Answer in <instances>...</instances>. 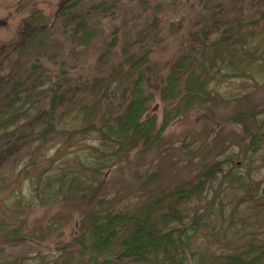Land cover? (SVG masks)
Instances as JSON below:
<instances>
[{
	"label": "trees",
	"instance_id": "trees-1",
	"mask_svg": "<svg viewBox=\"0 0 264 264\" xmlns=\"http://www.w3.org/2000/svg\"><path fill=\"white\" fill-rule=\"evenodd\" d=\"M229 1L185 0L188 30L158 72L151 35L159 12L149 13L152 24L141 23L145 12L134 16L135 38L115 36L94 78L73 73L70 56L97 36L86 19H115L120 4L103 1L77 16L81 0H61L54 21L40 11L22 21L16 40L0 48V264H264V181L252 166L264 147V0ZM245 1L251 9L240 7ZM155 101L162 118L148 113ZM177 118L212 126L167 142ZM227 125L239 161L226 153L232 145L214 146ZM164 160L193 166L191 177L162 185ZM114 171L130 183L108 194ZM40 209L46 213L30 228ZM242 211L249 219H239ZM73 217L78 231L65 238ZM29 237H55L54 251L37 250ZM23 246L33 249L15 251Z\"/></svg>",
	"mask_w": 264,
	"mask_h": 264
},
{
	"label": "rangeland",
	"instance_id": "rangeland-1",
	"mask_svg": "<svg viewBox=\"0 0 264 264\" xmlns=\"http://www.w3.org/2000/svg\"><path fill=\"white\" fill-rule=\"evenodd\" d=\"M60 1L61 0H0V48L2 45L10 44L16 40L20 32L22 21L30 17L33 13L40 11L44 14V17L46 19H49L51 22L52 20L54 21V19H56L55 14L57 12V8ZM103 1L109 4V6H111L113 3H115V5L120 4L121 6L122 5L121 3L127 4L131 0H81V3L74 10L72 9L73 10L72 15L75 14L77 16H82L88 9L98 6L96 4H99ZM159 1L163 3V7L161 8H160V3H158ZM234 1L235 0L233 1L230 0L229 2L233 3ZM247 1L243 2L242 6L240 7H244V9H251L252 7L249 8L248 4H246ZM142 4L134 3L131 5L133 6V8H130V6H121V11L123 12V15H120V13L118 15L116 14L115 19L111 18L110 16L106 17V16L98 15L100 14L98 12L97 13L93 12L92 16L86 19V23L88 27H90V25L93 26V31L94 33L97 34V36H95V38H91V41H89L87 44L85 45L83 44V46L79 47L78 50L76 51L77 53L75 52L71 54L70 60L76 63V68L73 73H75L77 76L81 74L86 77L90 76L91 78H94L98 73H100L98 72V68H97L98 59L102 53H106L108 43L110 44L114 39V37L115 36L117 37V35L119 36L118 38L120 42H121V38L122 39H125L126 37L135 38V35L137 34L139 28L132 26L134 22L132 19H134V16L136 14L138 16L140 11L145 12V15H148L149 13H154V11L159 12L158 18L159 17L160 18H159V25L156 29L157 32L156 30H154V33L151 35V37L154 38L156 37L159 40L158 41L155 38L157 42L154 41L155 47L153 48V52H154L153 63L155 67L153 68V70L155 72L162 70L163 65L169 62L180 51L181 45L183 43L182 37H184V35L186 34V30H188V25L190 24V14L187 11L188 8L185 5V0H149L148 3L144 2ZM237 8H239L238 5ZM244 12H248V11L244 10ZM111 14L112 11H110L109 15ZM142 18L140 19L141 23L146 24L149 22V24H152L151 22L153 21L152 15L149 14V21L148 19H142ZM174 22L175 23L181 22L182 24V30H180L177 33H173L171 29L173 28ZM147 27H149L150 29L153 28L152 25ZM119 41H118V46L122 44L119 43ZM76 44L78 45V43ZM119 48L120 47H118V50ZM259 97H261L264 100V89L260 92ZM234 107H235L234 105H231L229 106L228 110L233 111L235 110ZM218 111L222 115L229 112L226 111V109L224 108L219 109ZM153 112L156 113L158 112L159 118L160 117L162 118L163 108L158 101L153 102L149 107L148 113L151 114ZM194 125L196 126H192L187 122L183 124L181 123V120L178 118L173 120L168 127L169 130L166 135L168 138L167 142L169 141V142L177 143L178 140H180L183 136L190 133L192 131V128H198L200 126L204 127V129H201L202 132L208 134L209 127L212 126V123L210 122V125H208L207 123L200 124L199 122H197ZM231 130H235V127L232 125H227L223 127L220 132L221 137L217 139L214 146L218 145V150H221L222 148L227 149V146L229 144L232 145V147L228 148V151L226 153L227 155L235 154L234 156H236V160L239 161L240 160L239 158L241 157L242 154L240 153L241 152L240 149L234 146L237 143L235 142L236 138L234 136V133H231ZM205 138L206 136H204L203 140H205ZM205 153L207 156L210 153V151ZM193 155L194 154L190 155V158L192 159V163H194L197 158V155L195 157H193ZM209 155L211 157V153ZM255 157H256L255 158L256 162H254L252 166H254L257 169V172L255 173L256 179L258 181L263 182L264 181V147L260 152H258V154ZM185 158L186 156L184 157V159ZM193 169H194L193 166H191L190 168L188 166H184V164L181 165V167L176 168L170 163V161L164 160V165L161 168L159 175L157 176V181L161 182L162 185L168 187H172L173 185H179L191 177V171ZM106 172L107 171H105L104 173ZM129 177L130 176L128 174H125L123 171L121 172L114 171L108 173V175L105 178L106 185L108 187L107 193L109 194L113 192H118V189L119 190L123 189L122 187L124 185L130 183ZM10 179H7L5 182L9 181ZM14 185L15 187H17V189L20 188L19 184L14 183ZM29 188L31 187L30 186L28 187V182L26 181L23 182L22 194L23 196H25V198H28V192H29V197L30 196L32 197ZM123 190L125 191V189ZM62 208L63 206L61 207V209ZM63 209L64 212H66V214H69L67 213L68 210H66V208ZM57 212H58L57 208L54 209L52 208L50 214L56 215ZM45 213L46 210L40 209L36 211L34 214H32L29 220V227L31 228L32 226H35L36 228V223L44 216ZM247 214L248 213H244L242 211V213L239 214V219L240 217L243 216L248 217L249 219V215ZM253 216L258 217L257 212H255ZM72 219L73 221H71V223H67V226L65 228L66 229L65 238L71 237L73 233L78 231L79 224L78 222H75L74 217ZM240 226L241 224H239V227ZM261 226H264V224ZM26 240L31 244H33L35 247H38L37 250H42V251H45L47 249H49L50 251H54L56 244L55 237L52 240L48 238L45 241L42 240L40 241L37 238L33 239L30 237L26 238ZM0 245H1V241H0ZM32 249L33 248L30 249L29 246L26 247L23 246L22 248L21 247L17 248V250L15 251L26 253L28 251H32ZM30 255L33 256L34 255L33 252Z\"/></svg>",
	"mask_w": 264,
	"mask_h": 264
},
{
	"label": "water",
	"instance_id": "water-1",
	"mask_svg": "<svg viewBox=\"0 0 264 264\" xmlns=\"http://www.w3.org/2000/svg\"><path fill=\"white\" fill-rule=\"evenodd\" d=\"M173 125V124H172Z\"/></svg>",
	"mask_w": 264,
	"mask_h": 264
}]
</instances>
